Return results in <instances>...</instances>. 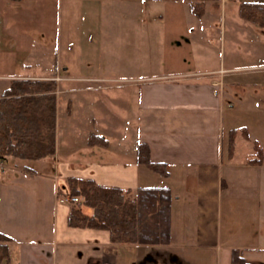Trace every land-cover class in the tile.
Wrapping results in <instances>:
<instances>
[{
    "label": "crops",
    "instance_id": "0c3cea01",
    "mask_svg": "<svg viewBox=\"0 0 264 264\" xmlns=\"http://www.w3.org/2000/svg\"><path fill=\"white\" fill-rule=\"evenodd\" d=\"M232 1L220 0L219 8L207 2L199 19L184 0H81L80 26L68 33L56 58L64 76L49 73L48 66L31 70L27 63L28 72L4 76L49 78L58 84L57 97L64 81L71 119L77 109L96 124L99 113L122 133L112 140V132L87 128L85 141L67 140L68 161L57 173L13 157L2 163L0 232L13 239L4 264H232L234 250L252 264H264V164L249 162L254 143L264 152V63L212 60L210 27L219 18L224 47L236 34L237 47L249 36L263 42L264 28L232 20L229 26L240 25V31L227 37ZM233 96L248 100L246 112ZM241 128L249 140L238 131L229 157V132ZM91 135L107 144H90ZM139 144L148 145L151 161L164 164L168 176L138 164ZM69 178L133 192L170 188L171 242L113 243L108 231L70 227V206L58 202L59 184L66 187Z\"/></svg>",
    "mask_w": 264,
    "mask_h": 264
},
{
    "label": "trees",
    "instance_id": "16d2710c",
    "mask_svg": "<svg viewBox=\"0 0 264 264\" xmlns=\"http://www.w3.org/2000/svg\"><path fill=\"white\" fill-rule=\"evenodd\" d=\"M197 18L206 12V3L219 8L220 0H184ZM240 17L264 28V3L241 2ZM57 84L51 80H13L0 96V166L10 157L36 161L56 154V97ZM242 131L249 140L245 128L229 132L228 156L233 157L236 136ZM106 145L107 141L92 135L93 140ZM103 140V141H102ZM137 162L149 169L168 176L164 164L150 159L148 145L139 144ZM252 164H264V152L254 143ZM80 183L81 186L75 184ZM67 186L59 187L58 194L82 197L79 206L72 207L68 225L72 228H90L110 233L113 243L157 245L171 242V206L173 195L170 188H140L131 199L133 190L100 185L93 179L69 178ZM13 239L0 232V264L8 263V243ZM232 264H252L239 250L232 253Z\"/></svg>",
    "mask_w": 264,
    "mask_h": 264
},
{
    "label": "rangeland",
    "instance_id": "374dc122",
    "mask_svg": "<svg viewBox=\"0 0 264 264\" xmlns=\"http://www.w3.org/2000/svg\"><path fill=\"white\" fill-rule=\"evenodd\" d=\"M229 6L230 7L227 9L228 16L225 27L227 37L229 36L231 30L233 34L234 29H240V25L233 27L229 26V23L232 20L238 22V24H241L240 22H244L239 16V0L232 1L229 3ZM83 7H85V4H83ZM211 10L217 12L219 15L221 14V9ZM81 11V0H0V94L5 87L9 86V83L11 85L13 80L51 81L49 78L10 79L8 77H4L7 75H18L19 73L28 72L27 70L30 69L25 67L24 63L31 64V70H36L41 66H48L46 67V70H48L49 73H59L61 76H64L63 66H61V68L57 67V65L55 66L57 62L56 58L58 57V52L60 53L61 46L65 47L68 41L67 39H70L68 33L74 35L76 33L77 24L80 26ZM210 28L212 30L211 38L214 41L215 47V49H211L212 60L219 61L225 57L226 60L241 62L246 61L248 64L264 63V41L262 42L261 39L260 42H257L255 37L250 39L249 36L245 39V42L238 41L239 45L237 47L235 46V43H237V40L235 39L236 37L239 39L241 37L239 34H236L233 37V40H231L233 43L231 44V41L227 40L226 47H224L222 40L219 41L220 28H222L219 18L215 20ZM67 86L68 85L64 81L61 82V89L58 93V97V84L56 89V128L58 130L59 141V152L57 158L55 155L52 159L46 158L40 161L26 162V164H28L31 168L38 169L44 173L50 172L53 174L55 173V168L57 173L58 165L68 161L66 156L69 147L65 148V142L67 140L73 142L77 141L79 143L81 141H85L87 139V128H91L93 129L92 131L100 133H106V131L110 133L112 132L114 133V136L112 135L110 139H121V137L117 134L121 133V131L117 132L116 130H111L110 124H106L101 121V117L99 116V113L97 114L96 109L94 110L98 119L96 124H94L91 119H88V115L83 113L80 114V111L77 109L74 111V116L71 119L68 116L69 100L67 95ZM233 98L237 101V108L240 110L242 109V112H246V103L248 100L246 98H238V96H233ZM113 112L114 117H117V113H119V111L115 109ZM104 113L106 115L105 111ZM128 133L129 131L127 134ZM260 137L264 143V135ZM93 141H95V139ZM246 144L247 143L245 141L240 144V154L244 153L247 146ZM65 149L67 150L65 151ZM96 149L101 150L99 147ZM80 151L81 148L77 151L79 154H77L76 157L81 156ZM97 158L101 159L103 158V155L96 157L95 159ZM42 165H45V167ZM49 169L51 170L49 171ZM45 177V183L52 186L53 180H50L47 176ZM75 185L81 186L80 183ZM59 186L63 187L61 184H59ZM135 193L136 192L131 194V199L136 196ZM61 195L70 197L68 193ZM78 198L79 201L77 203L67 206H70V209L72 207L79 206L80 202L83 201V198Z\"/></svg>",
    "mask_w": 264,
    "mask_h": 264
},
{
    "label": "built area",
    "instance_id": "2783aa9c",
    "mask_svg": "<svg viewBox=\"0 0 264 264\" xmlns=\"http://www.w3.org/2000/svg\"><path fill=\"white\" fill-rule=\"evenodd\" d=\"M58 201L60 204L64 205H72L74 203H77L79 201L78 197H69V196H64V195H59L58 196Z\"/></svg>",
    "mask_w": 264,
    "mask_h": 264
}]
</instances>
